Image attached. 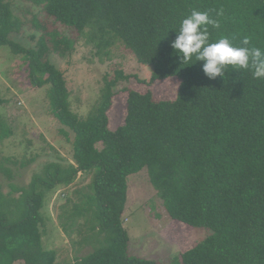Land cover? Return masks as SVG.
<instances>
[{
  "label": "trees",
  "instance_id": "obj_1",
  "mask_svg": "<svg viewBox=\"0 0 264 264\" xmlns=\"http://www.w3.org/2000/svg\"><path fill=\"white\" fill-rule=\"evenodd\" d=\"M27 1L55 23L87 34L100 51L122 42L139 63L153 67L152 82L178 78L181 84L174 100L129 91L125 122L112 130L116 87L130 79L117 71L105 77L98 105L81 120L70 109L63 71L49 60L53 53L65 58L75 42L35 21L42 31L33 36L35 46L21 45L11 36L23 23L0 0V47L27 63L34 86H50V112L73 159L46 164L26 186L8 183V192L0 180V264H69L58 263L57 252L45 246L43 210L54 192L82 173L92 175L90 191L81 202L70 201L60 217L70 237L88 229L77 243L93 251L73 264H157L130 255L123 224L128 178L143 169L173 220L212 231L181 255L180 264H264V81L231 67L225 77L209 79L203 61L182 64L171 47L174 28L192 10L222 8L220 28L208 26L210 39L235 36L238 44L247 35L264 50V0ZM1 174L14 177L0 163Z\"/></svg>",
  "mask_w": 264,
  "mask_h": 264
},
{
  "label": "rangeland",
  "instance_id": "obj_2",
  "mask_svg": "<svg viewBox=\"0 0 264 264\" xmlns=\"http://www.w3.org/2000/svg\"><path fill=\"white\" fill-rule=\"evenodd\" d=\"M6 1L23 23L21 33L11 36L21 45L35 46L33 36L42 33L33 25L35 21L50 30L57 28L62 36L75 42L65 58L53 53L49 60L63 71L70 92V109L81 120L88 119L98 105L105 77L114 78L117 71H123L130 79L121 81L116 87L109 114L112 130L125 122L129 91L151 92L156 101L176 99L180 79L152 82L153 67L139 63L122 42L117 41L113 47L100 51L87 34L80 35L75 29L55 23L42 8L27 0ZM49 89V85L34 86L29 79L27 63L15 56L9 47H0V163L14 175L12 180L0 175L6 192L9 191L8 183L28 185L33 175L50 162L63 165L73 162L71 143L50 112ZM5 132L8 135L1 139ZM24 162L26 166L22 165ZM91 181L92 175L80 174L71 187H61L54 192L43 210L46 219L44 243L48 250L57 252L58 263L66 260L73 264L74 258L93 251V247L77 243L88 229L83 235L76 233L70 237L63 229L65 220L60 217L63 208L69 209L70 201L81 202L83 195L90 191ZM123 224L130 236V255L157 264H180L185 251L212 234L208 228L196 229L173 220L151 184L147 169L128 178Z\"/></svg>",
  "mask_w": 264,
  "mask_h": 264
},
{
  "label": "clouds",
  "instance_id": "obj_3",
  "mask_svg": "<svg viewBox=\"0 0 264 264\" xmlns=\"http://www.w3.org/2000/svg\"><path fill=\"white\" fill-rule=\"evenodd\" d=\"M215 13V16L212 13ZM223 9L205 11L192 10L174 28L177 37L171 47L180 57L182 64L203 61V72L212 80L225 77L228 68L250 71L256 80L264 81V50L251 43L247 35L240 37L237 44L235 36H221L210 39L208 26L220 28L219 17Z\"/></svg>",
  "mask_w": 264,
  "mask_h": 264
},
{
  "label": "crops",
  "instance_id": "obj_4",
  "mask_svg": "<svg viewBox=\"0 0 264 264\" xmlns=\"http://www.w3.org/2000/svg\"><path fill=\"white\" fill-rule=\"evenodd\" d=\"M66 262V260H64L62 263Z\"/></svg>",
  "mask_w": 264,
  "mask_h": 264
}]
</instances>
